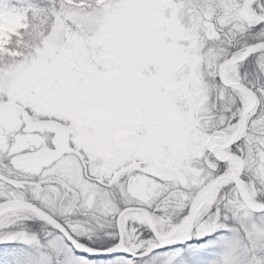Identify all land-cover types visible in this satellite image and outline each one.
<instances>
[{"label":"snow or ice","instance_id":"1","mask_svg":"<svg viewBox=\"0 0 264 264\" xmlns=\"http://www.w3.org/2000/svg\"><path fill=\"white\" fill-rule=\"evenodd\" d=\"M0 264H264V0H0Z\"/></svg>","mask_w":264,"mask_h":264}]
</instances>
